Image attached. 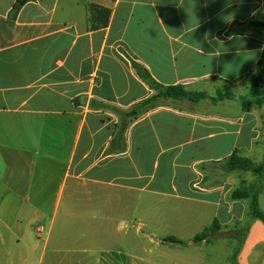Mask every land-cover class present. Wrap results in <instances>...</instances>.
<instances>
[{"label": "crops", "instance_id": "1", "mask_svg": "<svg viewBox=\"0 0 264 264\" xmlns=\"http://www.w3.org/2000/svg\"><path fill=\"white\" fill-rule=\"evenodd\" d=\"M16 2L0 0V264H207L221 243L195 239L248 214L216 165L256 150L260 118L206 94L145 102L264 70V0H31L13 21ZM236 264H264L262 220Z\"/></svg>", "mask_w": 264, "mask_h": 264}, {"label": "rangeland", "instance_id": "2", "mask_svg": "<svg viewBox=\"0 0 264 264\" xmlns=\"http://www.w3.org/2000/svg\"><path fill=\"white\" fill-rule=\"evenodd\" d=\"M206 98L202 100L204 103L203 108L213 109L217 102L214 96L221 95L222 100H233L231 103L237 105L239 108L244 102L248 103L250 109L260 118V138L257 143L256 150L248 155H240L241 157L248 158L251 161L252 168L250 170L235 167L229 168V160L219 165L217 168L223 169L224 172H235L238 175L240 188L246 191L250 198H248V214L244 222H236L231 228L220 230L219 232H208V239L219 241L220 248H216V254L207 264L215 260L219 264H236L237 256L241 250L244 238L248 231L249 222L255 218L258 213V208L264 215V70L249 76V78L240 85H231L226 82L216 81L214 84L205 87ZM167 104H175L178 107H189L188 100L174 101L164 100ZM235 101V102H234ZM191 103V102H190ZM201 103V102H200ZM215 104V105H214ZM202 108V109H203ZM255 169L258 172L255 171ZM4 174V171H3ZM53 202L55 199H51ZM66 198H62L61 208L66 202ZM257 202V203H256ZM62 212V211H61ZM225 243V244H224ZM229 252L230 258L225 259V250Z\"/></svg>", "mask_w": 264, "mask_h": 264}, {"label": "trees", "instance_id": "3", "mask_svg": "<svg viewBox=\"0 0 264 264\" xmlns=\"http://www.w3.org/2000/svg\"><path fill=\"white\" fill-rule=\"evenodd\" d=\"M29 1H31V0H17L15 6L13 8V11L11 12V17H13V21L15 20L14 18L18 14L20 9L25 4H27ZM96 11L102 12V13L107 14V15H109V13H110V11L108 9H101V7H97V6H91L90 7L91 14H94ZM107 24H108V19L106 21L102 22L101 24H99V26H106ZM93 27L95 28V27H97V25H94ZM134 68L144 81H146L151 87H155V82L153 81V79L151 78V76L147 70H145L142 66H140L137 63H134ZM161 97H168V98H173V99H189L193 102H197L200 99L205 97V93H189L184 89L183 86H180V85L169 86V87H166L164 89V91H162L159 95H156V96L152 97L151 99H149L148 101H146L145 105H152L153 106ZM220 98H221V95H219V99ZM215 100H218V99H215ZM242 106H243V110H246V111L251 110L249 104L246 102H244ZM235 167L250 170L252 168L251 161L248 158L241 157L238 154H233L229 158V168L234 169ZM255 171L259 173L260 169H259V171H257L255 169ZM232 198L233 199H248V198H250V196L246 191H243L242 189H238L232 194ZM258 206L259 205L256 204V208L258 210V213L254 216L255 218H253V219H260L264 222V215H263L262 211L258 208ZM218 230H219L218 223H214L213 228L210 231H206V232L202 233L201 235H199L195 239V241L204 240L208 237V232H216ZM168 241H170L172 243H180V244L183 243L182 241H180L176 238H173V237L169 238Z\"/></svg>", "mask_w": 264, "mask_h": 264}, {"label": "water", "instance_id": "4", "mask_svg": "<svg viewBox=\"0 0 264 264\" xmlns=\"http://www.w3.org/2000/svg\"><path fill=\"white\" fill-rule=\"evenodd\" d=\"M135 113H136V112H135V111H133V112L131 113V116L135 115Z\"/></svg>", "mask_w": 264, "mask_h": 264}]
</instances>
